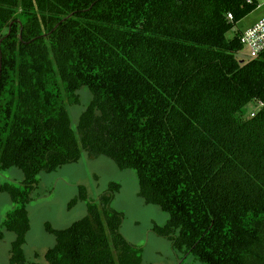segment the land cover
I'll return each instance as SVG.
<instances>
[{
    "label": "trees",
    "instance_id": "obj_1",
    "mask_svg": "<svg viewBox=\"0 0 264 264\" xmlns=\"http://www.w3.org/2000/svg\"><path fill=\"white\" fill-rule=\"evenodd\" d=\"M257 0H0V171L13 204L9 264L27 263V205L40 173L106 157L135 173L145 205L167 215L153 232L200 264H264V52L239 60L227 34ZM228 15L232 20H228ZM91 101L71 128L66 104ZM78 187L86 215L55 238L45 264H146L111 207Z\"/></svg>",
    "mask_w": 264,
    "mask_h": 264
},
{
    "label": "rangeland",
    "instance_id": "obj_2",
    "mask_svg": "<svg viewBox=\"0 0 264 264\" xmlns=\"http://www.w3.org/2000/svg\"><path fill=\"white\" fill-rule=\"evenodd\" d=\"M259 7L239 21L227 34L231 38L235 32H241L264 16V1L258 0ZM239 60H249V54L243 49L237 54ZM78 103L66 104L71 128L75 131L81 113L91 101L90 92L81 88L76 92ZM253 104L246 107L247 114L255 111ZM23 174L12 168L0 171V187L11 184L20 187ZM38 186L31 194L27 205L29 230L23 246V255L27 263L45 264L44 254L55 243L53 235L46 231L48 225L53 230H63L86 215V204L78 201L73 207L68 204L78 194V187L83 186L92 200H98L110 183L120 186L111 207L123 214L120 233L125 240L142 249V260L146 264H200L192 257L184 256L173 250L170 242L157 236L152 228L163 226L167 215L160 208L145 205L137 196L138 184L135 173L130 170L120 171L114 162L106 157L88 159L81 152L78 162L62 166L53 173H40ZM13 204L6 192L0 191V226L11 211ZM14 234L3 232L0 239V264H9V252Z\"/></svg>",
    "mask_w": 264,
    "mask_h": 264
},
{
    "label": "built area",
    "instance_id": "obj_3",
    "mask_svg": "<svg viewBox=\"0 0 264 264\" xmlns=\"http://www.w3.org/2000/svg\"><path fill=\"white\" fill-rule=\"evenodd\" d=\"M245 1L247 3H251V0ZM227 18L228 20H232L231 15H228ZM240 44L242 45L243 49L247 50L249 54V59H255L262 52H264V16L259 19L256 23H254L251 27L241 33ZM253 105L255 106L256 110L250 112L251 118L254 117L258 111L264 109V100L256 101L253 103Z\"/></svg>",
    "mask_w": 264,
    "mask_h": 264
},
{
    "label": "crops",
    "instance_id": "obj_4",
    "mask_svg": "<svg viewBox=\"0 0 264 264\" xmlns=\"http://www.w3.org/2000/svg\"><path fill=\"white\" fill-rule=\"evenodd\" d=\"M256 22H257V21H255V23H256ZM253 24H254V23H253ZM253 24H252V25H253ZM252 25H251V26H252ZM251 26H250V27H251ZM248 28H249V27H248ZM248 28H247V29H248ZM244 31H245V30H244ZM244 31H241V33L244 32Z\"/></svg>",
    "mask_w": 264,
    "mask_h": 264
}]
</instances>
